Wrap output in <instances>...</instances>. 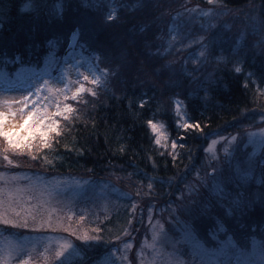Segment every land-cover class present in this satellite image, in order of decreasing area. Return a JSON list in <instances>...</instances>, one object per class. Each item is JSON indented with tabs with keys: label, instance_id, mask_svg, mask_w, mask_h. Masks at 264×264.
<instances>
[{
	"label": "trees",
	"instance_id": "trees-1",
	"mask_svg": "<svg viewBox=\"0 0 264 264\" xmlns=\"http://www.w3.org/2000/svg\"><path fill=\"white\" fill-rule=\"evenodd\" d=\"M201 7L224 11L209 23L199 16ZM112 10L116 18L109 21ZM254 12L258 32L250 24L244 27ZM262 24L264 0H0V74L14 77L73 49L115 72L96 97L83 93L81 102L70 100L76 111L68 120L59 118V132L51 135L49 147L40 143L35 149H17L0 137V173L72 175L111 183L135 199L150 198L156 207L169 203L202 166L212 138L259 124L264 108V93L257 88L264 85ZM177 101L190 125L199 128L179 124ZM150 120L166 125L177 148L156 143ZM259 170L246 184L250 199L233 201L240 186L235 183L242 182L227 177L228 200L212 196L208 208L188 216L206 246L216 248L232 238L241 248H264V175ZM255 187L259 196H253ZM130 215L129 208L124 210V228ZM111 219L102 222L95 235L100 239H80L83 229L76 235L55 230L72 236L85 257L100 258L122 233L106 228ZM39 259L33 264H60ZM186 264L197 262L190 258Z\"/></svg>",
	"mask_w": 264,
	"mask_h": 264
},
{
	"label": "rangeland",
	"instance_id": "rangeland-1",
	"mask_svg": "<svg viewBox=\"0 0 264 264\" xmlns=\"http://www.w3.org/2000/svg\"><path fill=\"white\" fill-rule=\"evenodd\" d=\"M223 11L201 7L198 14L202 20L215 23ZM247 21L249 23H244V27L250 24L258 32L257 12L251 14ZM174 36L175 33L172 32L171 38ZM200 53L201 50L198 54ZM94 66L95 62L90 56L82 53L80 49H73L62 57L51 55L45 58L39 67H25L14 77H7V73L0 74V112L5 113L6 129L13 130V140L28 136V125H25L24 121L34 110V104L41 111L47 107L50 113H54L55 103L64 101V95L59 90L64 89L65 85L71 89L67 93V102L71 103V93L78 87L76 81H82L78 72L90 75L91 78ZM88 83L90 81L86 82V87ZM37 88H41L39 93L36 92ZM257 88L264 93V85ZM25 97L28 99L27 107L23 103ZM178 102L176 109L179 124H190L183 105L179 102L180 106L177 107ZM262 117L264 108L259 111V124L212 138L205 148L202 166L193 170L192 177L184 188L177 191L173 199L162 206L156 207V203H151L152 201L147 200L150 198L145 196L144 199L142 196L135 199L129 191L119 189L108 182L72 175L45 176L23 171L0 173V264H20L21 260H30V264H33L38 263L39 258L53 262L67 258L83 262L82 264H172L173 259L178 261V264H186L190 258L196 260L197 264H262L264 248H259V244L241 248L232 238H228L220 241L216 248H210L197 237L187 222L188 216H197L204 208L210 206V197L217 195L219 201L228 200L224 185L227 177L236 176L242 182L235 183L240 186L238 191H234L233 201L250 199L251 195L246 187L250 178L245 181L242 177L250 170V165L254 166L252 177L258 176L256 168L264 175ZM36 119L37 117H33L29 120V125L35 126ZM153 123L157 125L155 132L160 140L159 145H172L173 141L170 140L166 125L160 121ZM17 132L19 136L15 135ZM52 134L49 133L48 143ZM40 143L37 134L27 140H21L17 149L29 148V144L32 145L29 149H32L35 144ZM213 168L217 172L214 173ZM200 177L204 179L201 180ZM260 194V188L255 187L253 196ZM127 208L130 209L131 215L124 228L121 222L124 221V210ZM110 219L109 227L106 228L112 229L113 232L120 229L122 233L100 258H90L92 255L85 257V254L78 250V242L72 236L55 230L70 228L78 233V230L83 229L89 236L95 237L98 232L95 230L101 231L102 222ZM5 220L10 223H4ZM115 222L121 225H115ZM25 223L27 227L22 226ZM139 230L140 239L136 238ZM65 242H71L74 250L69 249L71 256L66 253L63 257L65 259L59 260L55 258V252Z\"/></svg>",
	"mask_w": 264,
	"mask_h": 264
},
{
	"label": "snow or ice",
	"instance_id": "snow-or-ice-1",
	"mask_svg": "<svg viewBox=\"0 0 264 264\" xmlns=\"http://www.w3.org/2000/svg\"><path fill=\"white\" fill-rule=\"evenodd\" d=\"M210 3L214 2V0H209ZM27 7V6H26ZM114 11H109L106 15L107 20L111 21L114 20L116 17L114 15ZM186 11L191 12V9H187ZM262 28H264V24H262ZM79 30H77L78 33ZM77 33H74L73 35H77ZM203 48H206L207 45L206 44H202ZM200 57H202L204 55L203 52H201ZM96 59V63L94 66V70L91 72V78L90 75H86L83 73H79L78 72V76H82V81L77 80L76 83L78 84V87H76L75 91L71 93V99L77 102H81V94L83 93H88L90 94L92 97H96L98 95V89L99 87L104 86L107 83V78L111 75H115V72L112 69H109L107 67L105 68H100L99 66V59ZM199 59V57L197 58ZM236 71H240V68L237 67ZM91 83L92 87H86V82ZM71 83V82H70ZM41 91V88H37L36 92L39 93ZM61 94L64 95V101L61 103L59 101H57L55 103V108L56 111L54 113H50L47 110V107H45L42 111L38 108H36L35 104L33 105V111H31L28 114V118L24 121L25 125H28L27 127V132H28V136H25L21 139H17V140H13V130L11 129H6L5 127V113L4 112H0V137H4L7 140V143L14 147V148H19L21 145V140H27L29 137H34L35 135L38 134L39 139L41 141V144L43 147L47 148L49 147V143H48V139H49V133H58L59 132V124H60V120L57 119V117H63L64 119L68 120L70 119V113H73L76 111V109L73 107V105L71 103H68L67 101L69 100V96L67 95L68 92L71 91V89L68 87V85H65L64 89H60L59 90ZM44 99H51L50 97H44ZM83 103H88L87 100L82 101ZM9 104L13 103V102H7ZM24 106L27 107L28 105V99L27 97L24 98ZM179 102L177 103V107L179 108ZM14 115V113H13ZM33 117H37L36 119V123L35 126L29 125V120H32ZM262 120H264V117H262ZM148 123L152 126L153 130H157V125L155 123H153L151 120L148 121ZM183 128H190V127H195V128H199L198 124H193L190 125L187 122H184L181 125ZM261 133L264 134V129H261ZM16 136H19V133H15ZM235 139V138H234ZM156 143H160V140L157 139ZM262 143H264V141H262ZM172 148L175 149L177 147V144L175 141L172 142ZM183 146V145H181ZM29 148L32 147L31 144L28 145ZM7 159V157H5ZM9 163H11V161H9ZM254 169L253 165H250V170L246 173H244L242 179H244L245 181L249 178H251V174H252V170ZM213 172H217V170L215 168H213ZM197 176H199V173H197ZM201 180H203V177H200ZM149 188H151V184L148 185ZM221 191H223V189H221ZM140 193L138 192L137 195H139ZM133 209L135 210V206H133ZM35 219V217L33 218ZM83 219V217H81V220ZM4 223H10V221L5 220ZM23 227H27V223L22 225ZM41 226H43V223L41 224ZM49 226H51L49 224ZM65 231H71L72 235H76V232L74 230H71L70 228H65ZM95 231H99V229H96ZM80 239L83 240H88V239H100V237H91L89 236L86 232L82 235H80L79 237ZM69 249H73V244L71 242H65L63 244L62 247L59 248V250H57L55 252V258L59 259L60 257H65V254L68 253V256H71V252H69ZM20 264H30V260H21ZM60 264H67V258L64 261H60ZM172 264H178V261L176 260H172ZM262 264H264V261H262Z\"/></svg>",
	"mask_w": 264,
	"mask_h": 264
}]
</instances>
